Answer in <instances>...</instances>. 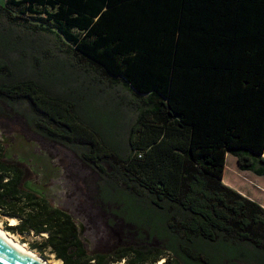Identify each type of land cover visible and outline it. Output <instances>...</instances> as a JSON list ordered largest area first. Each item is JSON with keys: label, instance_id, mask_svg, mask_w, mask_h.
<instances>
[{"label": "trees", "instance_id": "trees-1", "mask_svg": "<svg viewBox=\"0 0 264 264\" xmlns=\"http://www.w3.org/2000/svg\"><path fill=\"white\" fill-rule=\"evenodd\" d=\"M17 27L52 39L90 83L128 90L126 158L75 99L42 83L56 54L32 46L41 58L12 61ZM0 103L102 177L115 247L100 252L69 213L26 190L28 171L0 144V215L19 221L9 231L47 234L34 249L63 264H264V208L223 183L228 155L264 177V0H6Z\"/></svg>", "mask_w": 264, "mask_h": 264}, {"label": "rangeland", "instance_id": "rangeland-1", "mask_svg": "<svg viewBox=\"0 0 264 264\" xmlns=\"http://www.w3.org/2000/svg\"><path fill=\"white\" fill-rule=\"evenodd\" d=\"M5 4L6 0H0L1 6H5ZM14 33L19 44L17 45L18 50L12 51V61H18L21 57L20 54H25V64L31 63L33 55L39 59L42 55L40 52L45 49L56 54L58 61L55 62L57 66L54 71L49 70L52 65L41 70L42 83L51 89L52 86L53 88L56 86L52 94H63L65 97L69 95L71 99H75L79 111L92 123L91 126L103 135V138L113 149L118 151L119 158H126L129 126L136 119V115L126 106L132 99L128 90L122 86L109 84L108 87L90 83L89 77L82 76L80 72L64 63L67 56L56 51L52 39H34L31 35L32 31H28L24 27L15 28ZM32 46L40 52H34ZM24 111L21 112L28 116V112L25 109ZM29 127L22 117L21 119L16 117L10 107L0 103V144L3 146L2 148L6 150L7 144H11L20 138L37 144L36 154L40 150L46 155V159L49 158L52 161L51 164L54 165H51L53 169L51 174L55 175V181H51V184L45 187V189L58 187L60 190V192L50 193L56 195L55 199L51 200L52 204H58L59 208L69 213L78 224L82 225V222L86 226L85 228L89 229L90 232H85L84 238L87 239L91 250L96 249L102 252L115 247L106 228L108 214L103 210L98 199V186L102 177L69 146L40 138ZM8 153H11V150L9 152L8 149ZM103 167L105 172H110L111 169L106 163L103 164ZM235 170L239 171L237 160L228 155L224 180L229 183L236 182V188L244 192L247 189L255 196L260 195L257 198L264 201V190H257L251 184H245L247 181L242 176L238 177ZM28 179L33 181L32 177H28ZM256 179L261 181L259 185L264 187V177H256ZM10 220L0 215V228L9 237L6 236L9 240L13 239L20 245L22 244L21 246L26 251L48 264H63L51 253L50 249H45L44 252L34 249V247L43 244L48 237L47 234L40 236H36L34 233L20 235L9 231L7 230L8 227L19 225L18 220L16 225H12Z\"/></svg>", "mask_w": 264, "mask_h": 264}, {"label": "flooded vegetation", "instance_id": "flooded-vegetation-1", "mask_svg": "<svg viewBox=\"0 0 264 264\" xmlns=\"http://www.w3.org/2000/svg\"><path fill=\"white\" fill-rule=\"evenodd\" d=\"M26 140V141H25ZM7 144V141H5ZM33 142L27 141V139H22L20 138L19 140H16L15 142L11 144H7L6 147V157L9 160L16 161L23 165L25 169L29 173V177H32L33 181H30L27 179L25 182V188L29 192L35 194L41 199L49 201L51 204V200L55 199L56 195L55 194H49L45 191H41V187L45 188L51 184V181H55V175L51 174L52 172V166L53 163L51 164V160L48 158L46 159V155H44L40 150L38 154H36V147L33 148L31 151V148L28 146V144H31ZM27 145L28 153L25 154L24 147ZM11 150V153H8ZM42 155H41V154ZM54 166V165H53ZM38 190L40 194H37L35 190ZM60 192V190H59ZM60 203V202H59ZM55 208H59L58 204L54 203L52 204ZM58 206V207H57ZM62 210V209H61ZM75 220V219H74ZM76 221V220H75ZM81 235L83 236V240L88 244L87 239L84 238L85 232L89 233V229H86L85 225L81 222L82 225L78 224L76 222Z\"/></svg>", "mask_w": 264, "mask_h": 264}, {"label": "water", "instance_id": "water-1", "mask_svg": "<svg viewBox=\"0 0 264 264\" xmlns=\"http://www.w3.org/2000/svg\"><path fill=\"white\" fill-rule=\"evenodd\" d=\"M28 146L31 148V151L33 148L37 146L34 143L28 144ZM27 145L24 147L25 154L28 153V149L26 148ZM58 190V191H57ZM41 191L54 193L59 192V188L55 187L53 188H42ZM35 192L37 194H40V192L36 189ZM0 264H46V262H42L40 259H37L33 257L30 254L23 253L15 249L12 245H10L8 242H6L4 239L0 237Z\"/></svg>", "mask_w": 264, "mask_h": 264}, {"label": "crops", "instance_id": "crops-1", "mask_svg": "<svg viewBox=\"0 0 264 264\" xmlns=\"http://www.w3.org/2000/svg\"><path fill=\"white\" fill-rule=\"evenodd\" d=\"M226 160H227V158H226ZM225 169H226V168H225ZM235 171H236V170H235ZM236 172H237V171H236ZM237 175H238V177H241V176L244 177V179L247 181L245 184H251V185H252L255 189H257V190H259V189L264 190V187H261V186L259 185V183H260L261 181H259V180L256 179L257 176L255 177V175H252V174H250L249 172H241L240 170L237 172ZM239 182H240V180H239ZM223 183H224L225 185L229 186L230 188L234 189L235 191H237V192L240 193L241 195L245 196L246 198H248V199H250V200H252V201L258 203L260 206H262V207L264 208V201L261 200V199H258V198H257V197L260 196V195L255 196V195L251 194L250 192H248L247 189H246V191L244 192V191H242V190L236 188V187H235L236 182H235V183H233V182H232V183H229V182H227V181L224 180V176H223ZM237 185H238V183H237ZM255 185H256V186H255Z\"/></svg>", "mask_w": 264, "mask_h": 264}, {"label": "bare ground", "instance_id": "bare-ground-1", "mask_svg": "<svg viewBox=\"0 0 264 264\" xmlns=\"http://www.w3.org/2000/svg\"><path fill=\"white\" fill-rule=\"evenodd\" d=\"M11 221V224L12 225H16L17 224V220H15V219H11L10 220ZM9 221V222H10ZM7 235L3 232V230L0 228V237L2 238V239H4L6 242H8L10 245H12L15 249H17L18 251H20V252H23V253H27V254H30V255H32L33 257H35V258H37V259H40L42 262H44L41 258H39V257H37L36 255H34V254H32V253H30V252H28V251H26L25 250V248H23L21 245H20V243H17V242H15L13 239H11V240H9L7 237H6ZM46 264H48V263H46Z\"/></svg>", "mask_w": 264, "mask_h": 264}]
</instances>
